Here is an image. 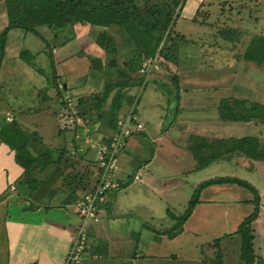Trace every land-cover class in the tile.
Returning <instances> with one entry per match:
<instances>
[{"label": "rangeland", "instance_id": "1", "mask_svg": "<svg viewBox=\"0 0 264 264\" xmlns=\"http://www.w3.org/2000/svg\"><path fill=\"white\" fill-rule=\"evenodd\" d=\"M256 3L259 10L252 11L251 6ZM199 7L197 21L206 20L211 25L219 19V14L224 18L231 12L232 26H241L252 33L264 32V0H205ZM238 9L240 13H237ZM6 22L3 0H0V32ZM176 28L195 41V44H182L176 65L170 63L166 69L158 66L151 71V79L147 80L145 86L129 87L122 100V113L127 111L133 102H137L136 116L142 130L130 135L126 144L118 151L121 156L116 161L118 167L125 155H128L127 152L131 151L127 163L128 174H132L123 186L121 181H117L119 179L115 177L116 173L113 175V182L120 187L114 191L116 201L112 211L114 213L121 210L116 207L117 204L123 207L124 212H120L119 222L124 218L134 219L132 217L143 220L144 213L151 214L153 222L146 220L143 225L147 226L138 230L141 232V238H151L155 230L157 235H160L161 230L172 228L186 212L190 201L195 198L197 202L183 224L181 234L184 235L174 241L172 253H175L177 260L161 261L158 264H199L196 257L200 256V250L216 239H220L218 248L223 257V264H243L240 259L241 241L239 235L234 233L240 222L253 211V205L247 203L253 195L235 184L199 186L211 179L237 177L256 186L261 194L259 215L252 222V228L253 251L257 256L254 264H264V163L247 161V164L242 166L239 158H225L203 168L194 169L196 160L183 149L185 140L193 134L206 138L259 135L261 129L256 125L250 127L242 123L223 122L217 106L219 100L225 96L256 100L264 104V68L238 61L231 63V72L226 69L229 63L224 60V56L230 58L236 52L211 45V39L208 38L210 29L200 28L195 22L182 19L177 21ZM38 30L42 38L20 29L10 30L3 50L5 54L0 61V127L6 126L9 122L6 119L10 117L19 123L22 130L27 133L35 132L41 144L33 141L28 143L32 154L40 152L43 146L70 149L74 138L73 124L68 123L70 116L66 107L60 103L52 84L54 76L61 77L66 83L67 90L64 92H67L63 94L68 96V99L75 100L80 96L99 92L104 86L100 74L88 69V57L99 58L103 52L91 38L87 26L76 25L74 38L61 46L58 44L60 39L54 37L48 29L41 27ZM202 35L204 40H196ZM43 39L48 44H45ZM48 45L57 50V53L52 50V65ZM58 59L61 61L58 62ZM173 76L178 78L180 99L176 104L173 99L175 92L172 91L171 107L165 109L168 95L161 93L158 85L165 82L172 88ZM155 81L162 82L155 84ZM171 116V126L162 131L163 125H166ZM74 127L78 128L75 140L82 150L89 147L90 151H93L92 155L97 158V148L109 147L111 141L109 142L110 136L106 137V133L109 135L108 131L97 128L91 131L84 121L76 123ZM261 137L264 142V132ZM133 174L140 180L134 181ZM11 189L13 190V187ZM73 198L69 197L70 205L73 204ZM21 200L20 205L16 202L13 206H0V264H6L7 254L17 262L18 257L22 259V252L27 250L29 251L23 255L24 258L39 257L35 248L37 242L29 245L26 251L20 246V227L25 221L37 218L25 211L26 208H32L31 200ZM60 200L54 199L53 202L58 204ZM75 205L76 207L72 205L71 210L76 209L77 212V202ZM127 206L129 216L125 214ZM139 207L143 211L139 210ZM55 212L53 210L50 214L54 215ZM41 219H46L43 212L37 219L39 225ZM130 222L133 223L134 220L128 223ZM132 225L135 227V223ZM85 226L83 224L81 229L86 237V248L83 249L86 251L94 242H91L93 236L88 234L89 230L86 229L85 232ZM89 226L90 224L88 228ZM162 240L165 238L162 237ZM94 241V245L107 246L106 239L94 238ZM102 252L103 249L97 254L101 255L99 260L107 258L110 264L121 263L119 260L115 262V257L110 259L101 254ZM206 253H210V250L206 249ZM46 256L37 258V264H46L49 261L52 263L54 258L51 250H48V258Z\"/></svg>", "mask_w": 264, "mask_h": 264}, {"label": "trees", "instance_id": "2", "mask_svg": "<svg viewBox=\"0 0 264 264\" xmlns=\"http://www.w3.org/2000/svg\"><path fill=\"white\" fill-rule=\"evenodd\" d=\"M186 1L3 0L7 22L0 32V61L5 54L3 50L6 46L7 34L12 29H20L25 33H32L42 38L38 29L45 27L54 37L60 39L58 44L61 46L74 38L76 25L87 26L91 38L103 52L99 58L88 57V69L100 74L104 80L103 89L74 100L68 99V96L63 94L67 92H64L67 86L59 79L60 77L54 76L52 84L58 93L60 103L66 107L68 116L72 114L80 117L88 124L91 131L93 128L108 131L109 135L106 133V137L110 136V142L112 138L120 134V119H126L129 125L140 124L136 116V101L129 105L124 113L121 109L127 89L134 85L145 86L147 80L151 79V71L144 74L139 73L141 65L144 62L152 65L156 63L157 66L166 69L170 63L177 64L179 47L182 44H195V41L187 38L176 28ZM257 5L258 3L251 6L252 11L259 10V5ZM199 11H196L191 21L200 28L210 29L209 43L218 45L227 51L236 52L230 58L224 56V60L229 65L244 61L264 68V32L252 33L241 26H232L231 12L224 18H221L222 15L219 14V19L209 25L206 20L197 21ZM237 13H240L239 9ZM199 39L204 40L203 35L196 40L199 41ZM48 47L52 65L54 64L52 55L54 46L48 45ZM228 67L226 69L230 70L231 66ZM177 81L176 76L171 78V83L174 85L172 88L165 82L155 81V84L162 82L158 88L161 93L168 95L165 109L171 107L172 91L175 92L173 99L178 104L180 98ZM175 107L173 106V113ZM217 110L222 121L248 123L250 127L256 125L261 129L260 134L226 138L191 135L185 140L183 149L196 160L194 169L203 168L225 158H239L240 162L245 165L247 161L264 163V142L261 137L264 132V104L256 100L225 96L219 100ZM171 119L172 116L166 125H163L162 131L169 129ZM68 123L76 125L75 120ZM73 125L74 138L70 149L43 146L42 150L36 154H32L28 148L30 141L41 144L35 132L27 133L26 130H22L13 118L6 126L0 127V144H5L9 148L13 153L14 163L22 170L13 182V190L20 199L28 198L32 203L47 210L55 205L53 200L61 199V196L76 198L79 196L80 198L96 189L104 168L100 166V161L96 156L92 155L93 151H90L89 147L82 150L81 145L76 143L75 133L78 128ZM141 130H131L122 139L118 151L126 144L130 135ZM214 184H235L247 189L253 195L252 199L247 201L253 205V211L240 222L234 234L239 235L241 241L240 259L243 264H254L257 256L253 251L252 222L259 215L260 191L256 186L237 177L211 179L199 186ZM111 190L114 189L108 191ZM195 202L197 199L193 198L177 223L170 229L162 230L161 234L169 240L181 235L183 224L190 215ZM101 205L98 204L97 209ZM219 242L220 239H216L200 250V256L196 258L199 264H223V257L218 248ZM71 247L72 244L70 249ZM206 249H209L210 253H206ZM79 260L70 259L68 252L65 264H79Z\"/></svg>", "mask_w": 264, "mask_h": 264}, {"label": "crops", "instance_id": "3", "mask_svg": "<svg viewBox=\"0 0 264 264\" xmlns=\"http://www.w3.org/2000/svg\"><path fill=\"white\" fill-rule=\"evenodd\" d=\"M203 1L205 0H187L181 11V19L191 21ZM53 51L57 53V50L53 49ZM59 60L60 59L57 61L60 62L61 60ZM230 66L231 64L229 67ZM231 78H233V75ZM59 79H61V77ZM228 80H230V78H228ZM64 84L66 86V83ZM247 124L248 123H245L244 125ZM170 138L174 139L172 137ZM127 154L128 155H125L122 163H120L121 165L119 164L117 171L114 172V174L116 173L115 177L119 179L117 181H121V183L119 182L122 184L121 186L124 185V182L128 180L132 174H128L129 166L127 163V157L131 155V151L127 152ZM119 157L121 156L117 155V160ZM241 165L244 166L245 164L242 163ZM21 172V168L14 163L13 153L5 144H0V206L3 204H10V206H13L16 202L17 205L18 203L19 205L21 204L22 200L18 197L14 190L11 189V187H13V182L17 179ZM134 177H137V179ZM132 178L134 181L140 180L136 174H133ZM119 187L120 186L118 185L116 189ZM116 189L108 191L105 194L104 202L101 203L102 205L98 209V221L96 223L82 221L79 218L76 209L71 210L72 205L76 207L75 203L78 201L79 196H77V198H73L72 205H70L71 200H69V197L61 196L60 202L58 204L56 203L53 207L47 210H44L42 206L32 203V208H26L25 211L30 212L33 216H37V218L25 221L24 225L20 227L22 232L20 246L23 248V251H26L29 248V245H34V242H37V244H35V248L39 257L47 255L46 258H48V250L52 251L54 259H52V263L49 261L46 264H65L67 254L77 235L78 229L82 228V225L85 224V232L86 229H88V234L93 236H90L92 238L91 242L95 243L94 238L106 239L107 246L99 244L94 245V243L91 244L89 249L87 248V252L85 250H83L84 252L82 251L79 264L109 263L107 258L99 260L101 255L97 254L101 252V249H103L101 254L107 255L110 259L115 257V262L117 260L121 262L117 264H158L161 261H176L177 256L175 253H172L174 241L177 240L179 236H183L184 234L179 235L175 239L169 240L164 235H157L155 230L152 233L151 238L147 236L141 238V232L138 230L147 226L143 225L146 220H154L153 217L151 214L143 212L145 215L143 220L141 218L136 219L135 217H132L134 219L124 218L119 222V214L120 212H124V209L117 204L116 207L121 210L114 212L115 214L112 211V207H115L116 195L114 191ZM17 208H19V206ZM53 210L56 212L54 215H51L50 213ZM139 210L143 211L140 207ZM125 211H127L125 214L128 215L129 207L126 208ZM41 212H43V217H46V219H41V225H39V220L37 219L39 218V214ZM121 215L123 214L121 213ZM130 220H134L133 223H135V227L132 225V222L128 223ZM89 224L90 226L88 228ZM162 237H164L165 240H162ZM35 238L36 241H34ZM28 251L29 250L22 252V259L18 257L17 262L9 258L7 254L6 264H37L36 259L39 257H23L24 254L28 253ZM190 259H192V257H190Z\"/></svg>", "mask_w": 264, "mask_h": 264}, {"label": "built area", "instance_id": "4", "mask_svg": "<svg viewBox=\"0 0 264 264\" xmlns=\"http://www.w3.org/2000/svg\"><path fill=\"white\" fill-rule=\"evenodd\" d=\"M156 63L148 64L144 62L139 70L140 74L148 73L157 69ZM74 114V112H73ZM7 121L11 118L7 117ZM69 122L72 123L74 120L76 123H80L83 120L78 116L71 114ZM120 134L112 138L108 148H97V159L100 161V166L103 167V172L99 179V183L96 189L92 193L82 195L77 201V213L82 221H89L96 223L98 221V209L97 205L104 202L105 193L110 189H115L118 185L113 182L112 175L118 169L117 155L116 152L120 147L122 139L129 134L133 129L141 130L140 124L129 125L126 119L119 120ZM137 179V177H135ZM86 237L81 229L78 230L77 235L72 243V247L69 251V258L72 260H79L83 249L85 248Z\"/></svg>", "mask_w": 264, "mask_h": 264}]
</instances>
